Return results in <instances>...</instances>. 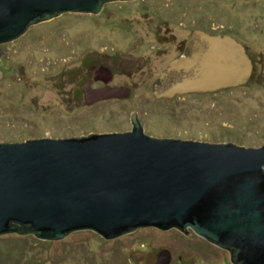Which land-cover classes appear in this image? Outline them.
<instances>
[{"label": "rangeland", "instance_id": "1", "mask_svg": "<svg viewBox=\"0 0 264 264\" xmlns=\"http://www.w3.org/2000/svg\"><path fill=\"white\" fill-rule=\"evenodd\" d=\"M198 29L241 41L255 64L251 79L155 99L152 82ZM4 48L0 142L124 131L138 112L152 136L264 146V0L114 1L99 14L65 13L33 25ZM97 74L129 94L94 107L72 102L90 79L91 89L102 86ZM169 256L160 264H233L230 251L177 228L139 227L109 240L93 230L55 241L0 235V264H158Z\"/></svg>", "mask_w": 264, "mask_h": 264}, {"label": "water", "instance_id": "2", "mask_svg": "<svg viewBox=\"0 0 264 264\" xmlns=\"http://www.w3.org/2000/svg\"><path fill=\"white\" fill-rule=\"evenodd\" d=\"M114 1L131 0H0V56L2 44L33 25L99 14ZM254 67L237 38L198 29L152 82V94L240 86ZM118 93L97 90L98 97ZM148 226L193 230L229 250L233 264H264V146L156 137L136 116L126 132L0 142V235L55 241L93 230L109 240Z\"/></svg>", "mask_w": 264, "mask_h": 264}, {"label": "flooded vegetation", "instance_id": "3", "mask_svg": "<svg viewBox=\"0 0 264 264\" xmlns=\"http://www.w3.org/2000/svg\"><path fill=\"white\" fill-rule=\"evenodd\" d=\"M190 38V37H189ZM189 38L187 39V40H185L184 42H182L181 43V45H180V48H179V51H178V55L176 56V57H180L182 54H183V52H184V50H185V48H186V45H187V42H188V40H189ZM7 44V43H6ZM4 45L5 44H2L1 45V48H2V54L3 55H5L6 54V50H5V48H4ZM2 55V56H3ZM2 56H0V60L1 61H3V57ZM1 69V68H0ZM2 71H3V73H4V70L3 69H1ZM101 78V79H100ZM102 77V75H100V74H97V76L95 75V80L97 81V82H100V83H102V86H99V87H96V88H90V83H92L93 82V79L91 80H89V82H88V84H86L85 86H83L82 87V89L80 88V89H78V94H77V96L74 98H72L71 99V101L72 102H74V103H78V104H80L79 103V101L81 100V99H83L84 101H83V103L85 104V106H87V107H94V106H96L97 104H100V103H103V102H108V101H111V100H122L123 98H125L126 97V95H128L129 94V90L128 89H119V88H115V89H118L119 90V93L118 94H115V95H113V96H110V97H98L97 96V90H100V89H103V88H108V87H110L109 86V82H108V80L110 79L109 77L108 78H103ZM111 88V87H110ZM113 89V88H112ZM82 93V94H81ZM81 98V99H80ZM155 99H157V98H155ZM158 100V99H157ZM134 116H136L137 117V119L140 121V123L142 124V120H141V118H140V115L138 114V112H135V113H133L132 114V118H131V122H132V125H133V117ZM143 125V124H142ZM132 129H133V126H132ZM131 128H129V129H127V130H124V131H112V132H126V131H130V130H132ZM192 231V230H191ZM210 243V245L212 244V246H216V247H219L218 245H216V244H213V243H211V242H209ZM219 248H221V247H219ZM229 251V250H228Z\"/></svg>", "mask_w": 264, "mask_h": 264}, {"label": "trees", "instance_id": "4", "mask_svg": "<svg viewBox=\"0 0 264 264\" xmlns=\"http://www.w3.org/2000/svg\"><path fill=\"white\" fill-rule=\"evenodd\" d=\"M222 34H226V33H222ZM228 34V33H227Z\"/></svg>", "mask_w": 264, "mask_h": 264}]
</instances>
